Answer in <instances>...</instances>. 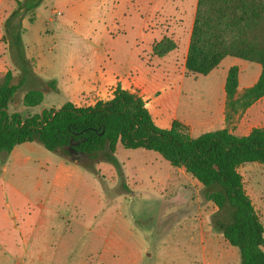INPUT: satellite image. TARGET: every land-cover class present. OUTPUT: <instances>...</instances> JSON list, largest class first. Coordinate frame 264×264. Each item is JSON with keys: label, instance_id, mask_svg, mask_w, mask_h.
<instances>
[{"label": "rangeland", "instance_id": "obj_1", "mask_svg": "<svg viewBox=\"0 0 264 264\" xmlns=\"http://www.w3.org/2000/svg\"><path fill=\"white\" fill-rule=\"evenodd\" d=\"M17 1L0 0V80L8 68L15 77V84H19L21 72L12 63L4 37L5 23ZM153 1L157 0H42L34 12L26 13L22 18L21 39L34 74L19 84L10 112L26 116L31 112L41 113L45 108H59L65 100L64 95L58 88L49 89L41 80L36 81L38 76L60 74L66 79L67 67L72 62L86 63L98 43L104 47L112 41L119 50L126 47L127 39L116 37L118 25L120 27L124 22L127 38L134 39L139 24L134 12L138 6L140 9L151 8L149 3ZM185 2L191 0H168L166 6H182ZM179 19L157 17L152 28L160 29L159 33L175 43L164 31L179 24ZM175 48L157 56L173 57L176 68L180 69L182 47L179 50ZM141 60L133 62L135 66L122 67L127 74L132 72L137 76L145 73L147 76L152 64L146 55ZM50 64L59 68L51 70ZM22 65L25 66L23 62ZM164 65L154 67L156 74L166 69ZM199 79H203L202 76ZM203 83L196 84L195 89L202 91ZM36 84L44 92V100L29 113V108L23 105V95L27 90L37 88ZM185 125L191 136H196L197 131L193 132L190 125ZM226 126L237 136H245L255 128H264V96L238 112ZM37 147L41 153H27L31 161L17 165L8 162L10 153L0 152V227L3 229L0 238H7L0 239V264H241L239 249L231 246L221 233L212 228L210 219L216 207L205 199L201 184L191 174L183 168L173 167L155 152L125 149L121 145L116 155L123 175H119L109 162L95 164L99 172L100 207L92 205L85 209V214L88 222H105L91 229L90 243H82L76 236L67 239L65 245L37 243L38 207L43 199V192L37 189V185L43 176L36 160L44 159L42 153L57 158L62 156L61 148L50 151L39 142ZM81 162L82 169L95 175ZM239 171L264 225V165L247 163ZM93 183V178L89 177L87 189L90 190ZM87 193L80 191L76 199L82 206ZM6 202L11 204L10 208ZM12 211L18 213L17 222L24 231L10 228ZM38 249L42 251V258L35 259ZM53 250L58 256L55 257ZM63 250L68 253V259L59 257L63 256ZM23 251H28L25 257L22 256Z\"/></svg>", "mask_w": 264, "mask_h": 264}, {"label": "trees", "instance_id": "obj_2", "mask_svg": "<svg viewBox=\"0 0 264 264\" xmlns=\"http://www.w3.org/2000/svg\"><path fill=\"white\" fill-rule=\"evenodd\" d=\"M42 0H19L5 23V37L12 63L20 70V82L33 75L21 39L22 18ZM33 21V18L31 19ZM176 44L164 37L153 47L163 56ZM226 57L256 62L261 66L258 81L237 94L238 67L226 78V122L264 96V0H198L185 68L189 75H208ZM22 62L25 66L22 65ZM14 75L7 71L0 80V152L9 154L25 142H39L50 151L61 148L70 158L83 152L81 162L98 174L95 164L109 162L123 175L116 157L118 145L130 150L159 154L173 167L184 168L201 185L205 199L216 211L211 225L225 240L237 247L241 264H264V225L239 171L245 163L264 165V128L245 136L232 134L228 127L191 136L188 127L173 121L169 129L160 128L137 93L118 87L112 98L93 106L78 107L67 101L60 108L41 113L10 112L9 105L18 91ZM57 90L56 80L47 83ZM44 100L41 89H29L23 98L26 107H37Z\"/></svg>", "mask_w": 264, "mask_h": 264}, {"label": "crops", "instance_id": "obj_3", "mask_svg": "<svg viewBox=\"0 0 264 264\" xmlns=\"http://www.w3.org/2000/svg\"><path fill=\"white\" fill-rule=\"evenodd\" d=\"M166 1L168 0L150 2L151 8L140 9V6L136 8L133 16L139 24L135 38L132 40L127 38L124 22L120 27L118 25V35L116 37L127 39L126 47L119 50L117 46L113 45L112 41L104 47L98 43L92 49L93 53L90 54L86 63L72 62L67 67L66 79L60 74H51V76L46 77L36 75L38 76L36 81L41 80V83L46 85L48 81L56 80L59 93H62L65 97L63 104L70 101L78 107L93 106L99 100L110 99L118 87L129 90L143 98L155 123L160 128L169 129L173 121L177 120L190 125L193 132L197 131L194 137L227 127L226 78L229 69L233 66L239 69V84L237 88V94L239 95L258 81L261 74V66L260 64L253 65L239 58L226 57L208 75H199L203 79H199V76L192 77L186 74L185 62L198 0H191L189 3L185 2L182 6H171L170 4L166 6ZM184 14L186 17H184ZM157 17L161 19L180 18L179 24H175L174 27H167L164 31V34L175 40L176 50L180 46L182 47L180 48L182 62L178 65L180 69L176 68V60L173 57H169V55L159 57L153 54L154 44L164 38V35L159 33L160 29L152 28L153 21ZM123 18L126 19L125 14H123ZM186 20L188 21L187 23H185ZM145 55L148 56L152 64L147 76L145 73L136 76L132 72L127 74L124 71L122 65L135 66L132 63L141 62ZM50 65L51 70L59 68V66L54 64ZM162 65L166 69L156 74L154 67L157 68ZM6 71H9L8 68H6ZM203 81V90L197 91L195 85ZM36 87L32 89H41L39 84H36ZM24 107L26 106L24 105ZM26 108H29V111H27L29 113L33 109V107ZM50 108L58 109V107ZM37 144L38 142H25L15 146L8 155V162L17 165L21 164V162L31 161L32 158L27 153L42 152L37 147ZM42 154L44 159L36 160V165L41 171V176H43L37 185V189L43 192L42 203L38 207L40 220L37 222L35 232L37 243H50L52 245L60 243L65 245L67 239L75 236L82 243H90L91 229L104 225L105 222H88L85 214L87 211L85 209H89L92 205L100 207L98 204L101 194L99 173L90 175L81 168L80 161L70 160L62 154L59 158L51 157L45 153ZM100 165L101 163H99L98 169H100ZM112 167L114 168L113 165ZM89 177H92L94 182L90 190L87 189L86 185ZM83 190L88 192L85 197V206L80 205V201L76 200L79 192ZM92 196H94L93 200L91 199ZM70 203L71 205L68 206ZM5 205L9 208L11 207L9 202H6ZM10 214L12 215L9 218L13 221L10 228L24 231V227L17 222L19 219L18 213L12 211ZM2 234L3 229L0 227V236ZM6 234L9 233L6 232ZM0 239L6 240L7 238L1 237ZM53 252L55 257L58 256L57 252L54 250ZM62 253L64 254L59 256L60 258H69L66 250H63ZM26 254H28V251L22 252L23 257ZM40 254H42V251L38 249L35 259L42 258Z\"/></svg>", "mask_w": 264, "mask_h": 264}, {"label": "water", "instance_id": "obj_4", "mask_svg": "<svg viewBox=\"0 0 264 264\" xmlns=\"http://www.w3.org/2000/svg\"><path fill=\"white\" fill-rule=\"evenodd\" d=\"M70 158L81 162L87 158V155L83 152H73Z\"/></svg>", "mask_w": 264, "mask_h": 264}, {"label": "built area", "instance_id": "obj_5", "mask_svg": "<svg viewBox=\"0 0 264 264\" xmlns=\"http://www.w3.org/2000/svg\"><path fill=\"white\" fill-rule=\"evenodd\" d=\"M59 14H61V13L59 12Z\"/></svg>", "mask_w": 264, "mask_h": 264}]
</instances>
